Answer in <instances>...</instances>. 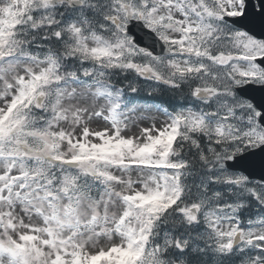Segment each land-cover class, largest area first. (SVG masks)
<instances>
[{
  "label": "snow or ice",
  "instance_id": "6c2138e0",
  "mask_svg": "<svg viewBox=\"0 0 264 264\" xmlns=\"http://www.w3.org/2000/svg\"><path fill=\"white\" fill-rule=\"evenodd\" d=\"M0 264H264V0H0Z\"/></svg>",
  "mask_w": 264,
  "mask_h": 264
},
{
  "label": "rangeland",
  "instance_id": "374dc122",
  "mask_svg": "<svg viewBox=\"0 0 264 264\" xmlns=\"http://www.w3.org/2000/svg\"><path fill=\"white\" fill-rule=\"evenodd\" d=\"M159 119H161V120H162V119H163V117L161 116V117H159Z\"/></svg>",
  "mask_w": 264,
  "mask_h": 264
},
{
  "label": "water",
  "instance_id": "95a60500",
  "mask_svg": "<svg viewBox=\"0 0 264 264\" xmlns=\"http://www.w3.org/2000/svg\"><path fill=\"white\" fill-rule=\"evenodd\" d=\"M157 51H159V50H157Z\"/></svg>",
  "mask_w": 264,
  "mask_h": 264
}]
</instances>
